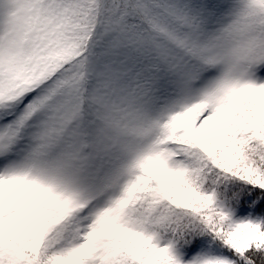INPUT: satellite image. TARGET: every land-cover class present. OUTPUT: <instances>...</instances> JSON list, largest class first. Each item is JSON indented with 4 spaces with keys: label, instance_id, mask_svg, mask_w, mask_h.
Segmentation results:
<instances>
[{
    "label": "snow or ice",
    "instance_id": "1",
    "mask_svg": "<svg viewBox=\"0 0 264 264\" xmlns=\"http://www.w3.org/2000/svg\"><path fill=\"white\" fill-rule=\"evenodd\" d=\"M0 264H264V0H0Z\"/></svg>",
    "mask_w": 264,
    "mask_h": 264
}]
</instances>
